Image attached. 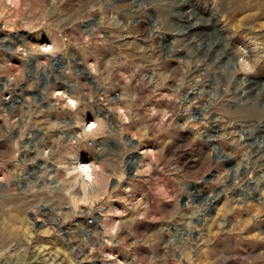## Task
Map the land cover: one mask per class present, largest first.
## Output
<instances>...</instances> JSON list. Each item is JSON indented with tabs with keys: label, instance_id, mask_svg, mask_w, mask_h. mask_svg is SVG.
I'll list each match as a JSON object with an SVG mask.
<instances>
[{
	"label": "rangeland",
	"instance_id": "1",
	"mask_svg": "<svg viewBox=\"0 0 264 264\" xmlns=\"http://www.w3.org/2000/svg\"><path fill=\"white\" fill-rule=\"evenodd\" d=\"M236 1L0 0V264H264V12Z\"/></svg>",
	"mask_w": 264,
	"mask_h": 264
},
{
	"label": "bare ground",
	"instance_id": "2",
	"mask_svg": "<svg viewBox=\"0 0 264 264\" xmlns=\"http://www.w3.org/2000/svg\"><path fill=\"white\" fill-rule=\"evenodd\" d=\"M234 9H236L235 12H245L248 10H251L253 12H259V13H263L264 12V0H237L235 5H234ZM32 59V58H31ZM59 94V93H58ZM196 94V93H195ZM72 104L74 103L73 100H71ZM94 126V122L89 123V125L87 126L86 130L90 131L92 129V127ZM246 138V137H245ZM229 159V158H228ZM78 168L80 170V172H82L84 174V176L86 177V179L88 180H92L93 179V169L92 167L84 162H79L78 163ZM228 169L231 170V172L234 174V176H232L231 180H236V175L244 168H242L241 166H238L237 168L234 169V162L229 159L228 163ZM245 171V170H244ZM231 173V175H232ZM258 182V181H257ZM252 182L248 181L247 182V186L250 185ZM256 183V182H255ZM261 183V182H260ZM264 183V182H263ZM263 185V184H262ZM262 187V186H261ZM263 188V187H262ZM260 188V190L262 189ZM263 194H261L262 196ZM220 198V193L215 194V196L213 197V200H218ZM210 208V205H207V209Z\"/></svg>",
	"mask_w": 264,
	"mask_h": 264
},
{
	"label": "water",
	"instance_id": "3",
	"mask_svg": "<svg viewBox=\"0 0 264 264\" xmlns=\"http://www.w3.org/2000/svg\"><path fill=\"white\" fill-rule=\"evenodd\" d=\"M8 49H11L12 48V46L11 45H7L6 46ZM13 49V48H12ZM11 49V50H12ZM58 61H59V59H57V61H55L54 63H53V67H56L57 65H58ZM87 75V74H86ZM213 150H214V152H215V154H219V149L218 148H216V147H213ZM220 157H225V156H220ZM214 158L217 160V156H214ZM226 158V157H225ZM139 159L137 158V157H134V163H131V167L133 168V166H135V163L138 161ZM228 161H229V159L228 158H226V161H225V167L227 168L228 167V165H227V163H228ZM210 179V177H208V178H206L205 180H204V182L205 181H207V180H209ZM231 182H232V180H231ZM198 185H194V186H192V188H191V191H195V188L197 187ZM188 190H190V188L188 189ZM214 201H216V200H214ZM214 201H211L210 202V208L213 206V203H214Z\"/></svg>",
	"mask_w": 264,
	"mask_h": 264
}]
</instances>
